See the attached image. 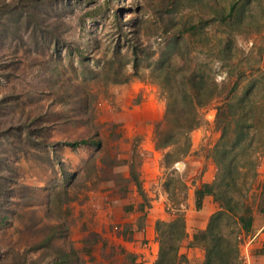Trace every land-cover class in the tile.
Masks as SVG:
<instances>
[{"label":"rangeland","instance_id":"1","mask_svg":"<svg viewBox=\"0 0 264 264\" xmlns=\"http://www.w3.org/2000/svg\"><path fill=\"white\" fill-rule=\"evenodd\" d=\"M232 4L245 23L242 28L252 33L235 35L238 49L230 69L236 76L253 79L252 93L259 100L255 111L264 120V0H41L40 7L34 0H0V264L12 246L33 237L48 215L66 221L67 239L83 264H136L119 238L131 227L120 220L104 226L90 198L96 194L100 199L110 191L114 200L135 201L132 193L136 192L148 205L145 188L166 190L167 183L169 201H178L186 162L166 169L162 164L166 151L160 150L158 173L145 183L140 140H154L166 103L156 83L139 77L123 81L124 72L132 71L127 56L119 54L110 61L117 28H144L146 42L157 48L176 28H229L218 19L217 10L225 5L228 12ZM28 13H34L30 20L25 18ZM211 43L195 41L174 52H190L197 61L209 63L221 83L226 68L212 61ZM135 80L154 95L160 117L153 128H143V133L128 140L126 128L141 123L131 109L143 98H132L123 88ZM219 100L203 110L205 122L199 128L207 146L221 134L215 125L214 106ZM35 128L41 142L27 136ZM84 137H99L101 148L65 145L67 140ZM56 154L64 171L76 175L66 193ZM257 156V176L249 195L258 197L264 180V147ZM132 171L143 194L131 180ZM171 205L167 211L172 212ZM256 214L264 222V212ZM105 227L111 238L104 235Z\"/></svg>","mask_w":264,"mask_h":264},{"label":"trees","instance_id":"2","mask_svg":"<svg viewBox=\"0 0 264 264\" xmlns=\"http://www.w3.org/2000/svg\"><path fill=\"white\" fill-rule=\"evenodd\" d=\"M34 3L40 7L41 0H34ZM218 7V19L229 28H176L174 35L157 48L146 42L144 28H117L116 48L110 61L119 54L127 56L132 71L124 72L123 81L139 77L160 87L166 107L162 119L156 122L154 141L157 149L166 151L162 158L166 169L189 154L193 143L192 133L205 122L203 110L216 98L220 99L214 107L215 125L221 134L209 153L217 165L216 178L212 183H203L195 192L196 207H200L204 196L210 194L219 203L220 209L210 216L204 230L193 234L192 243L204 250L202 264H241L238 259V235L250 232L256 212H264V180L258 197L256 193L249 195L250 184L257 176V155L264 147L261 136L264 120L255 111L259 100L252 93L253 79L236 76L230 69L238 49L235 35L250 34L252 31L242 28L245 23L239 13L235 15L234 4L228 12L227 6ZM33 14L28 13L30 16L26 14L25 18L30 20ZM39 20L36 25H39ZM53 38L60 42L58 36ZM204 39L212 41V61H219L226 68L221 83L216 81L209 63L197 61L199 58L190 52H174L179 46ZM122 45L126 49L125 54L122 53ZM115 73L118 71L115 70ZM36 129L32 131V136H29L30 131L27 136L31 141H35L36 137L41 142ZM65 145L73 148L90 145L99 149L102 143L99 137H84L67 140ZM55 159L63 175L61 184L66 193L68 182L76 175L64 171L57 154ZM180 177L186 189L183 175ZM131 180L138 184L143 194L133 171ZM164 187L167 190V183ZM182 199L172 201L169 208L172 216L169 219H159L155 223L159 249L154 264H189L188 258L179 253L180 242L185 237ZM31 217L36 219L35 214H31ZM67 231L65 220L52 219L48 215V221L39 225L32 238L17 247L12 246L5 253L4 264H83L77 250L67 239Z\"/></svg>","mask_w":264,"mask_h":264},{"label":"crops","instance_id":"3","mask_svg":"<svg viewBox=\"0 0 264 264\" xmlns=\"http://www.w3.org/2000/svg\"><path fill=\"white\" fill-rule=\"evenodd\" d=\"M124 93L129 94L132 98H143L140 104L134 105L131 109L133 117L138 118L141 123L139 126L128 127L125 130L124 137L132 140L136 134L143 133V128L149 130L153 128L155 121L160 117L156 101L153 94L149 92L147 85L139 80L132 81L125 86ZM142 125V126H140ZM202 130L200 128L193 131V144L189 154L185 157L186 170L183 172V182L187 184L180 196L182 199V210L185 221V237L180 242L179 253L184 254L189 264H202L204 250L198 244H193V234L199 230H204L208 220L217 210L220 209L219 203L213 195L207 194L203 198L200 207H196L195 195L196 189L203 183H212L217 174V165L210 157V149L215 143L207 146V140H202ZM142 163L141 170L145 183H150L159 170V160L161 151L157 149L154 140L144 138L140 140ZM145 198L147 204H144L142 197H137L133 192L132 196L136 200L124 198L114 200L110 191H105L100 199L90 198V206L96 211V217H99L107 227V224L121 221V225L131 227L125 236L120 235L125 250L134 257L136 264H154L158 255L159 243L156 239L155 223L159 219H169L172 216L171 211H167L172 202L168 199V192L163 187L148 190L145 188ZM142 205L140 208L139 205ZM122 226V227H123ZM264 222L257 214L253 224L252 233L257 234L254 244L252 264H264ZM105 227V228H106ZM104 235L112 237V233L107 230Z\"/></svg>","mask_w":264,"mask_h":264},{"label":"built area","instance_id":"4","mask_svg":"<svg viewBox=\"0 0 264 264\" xmlns=\"http://www.w3.org/2000/svg\"><path fill=\"white\" fill-rule=\"evenodd\" d=\"M175 165L177 166V168H179L181 163L177 162ZM181 208H182V204H181ZM262 229H264V226ZM256 237L257 234H254L251 231L248 233H241L238 235V249H239L238 259L241 264H252L253 249H254V244L256 242Z\"/></svg>","mask_w":264,"mask_h":264}]
</instances>
